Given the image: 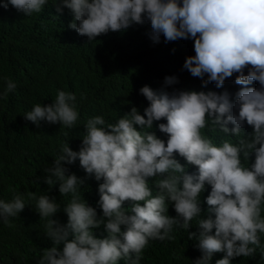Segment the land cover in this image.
<instances>
[{"label":"clouds","instance_id":"1","mask_svg":"<svg viewBox=\"0 0 264 264\" xmlns=\"http://www.w3.org/2000/svg\"><path fill=\"white\" fill-rule=\"evenodd\" d=\"M46 4L47 0H3L0 7L31 16ZM54 6L57 13L63 8L71 11L68 27L88 41L145 20L154 42L161 34L166 42L192 39L195 55H178L180 61L186 58L183 67L205 86L215 83L217 88L235 73L241 88L233 102L226 91L197 92L188 86L169 93L145 85L139 90L148 102L143 115L133 106L114 123L102 116L88 119L79 150L73 151L66 140L51 167L44 169L49 188L58 184L60 195H71L63 208L66 225L52 219L61 210L55 198L26 193L46 221V237L53 245L43 251L38 264H117L120 259L140 264L149 241L175 239L174 228L187 231L188 240L195 241L201 255L193 264H210L214 253H224L215 264L252 257L258 248L264 255V0H59ZM175 82L174 77L164 79L165 85ZM15 89L8 79L3 95ZM78 116L75 94L58 91L51 104L37 103L24 119L37 127L45 121L73 129ZM161 120L166 123L157 128L166 140L151 131L154 121ZM209 124L222 133L219 139L201 132ZM177 155L197 172L187 173ZM77 160L88 176L102 181L100 217L78 191L85 180L64 166ZM154 177H160L154 182L155 195L149 186ZM206 185L210 192L202 212ZM27 201L19 193L9 202L0 200V219L14 227L9 217H17ZM126 201L132 202L127 210ZM169 205L174 217L167 214ZM193 219L196 231L189 232ZM101 227L106 236L97 238L93 230Z\"/></svg>","mask_w":264,"mask_h":264},{"label":"trees","instance_id":"2","mask_svg":"<svg viewBox=\"0 0 264 264\" xmlns=\"http://www.w3.org/2000/svg\"><path fill=\"white\" fill-rule=\"evenodd\" d=\"M55 3L59 0H47L42 11L31 16H25L11 6L7 9L0 7V200L9 202L16 193L25 194L26 201L28 192L37 196L46 194L55 198L61 208L52 219L66 225L67 215L63 208L71 200V195H60L58 184L49 188L44 183L47 175L44 169L51 167L66 140L73 151L79 150L83 126L88 119L102 116L106 122L114 123L133 106L143 115L148 102L139 90L145 85L154 91L169 93L187 90L188 86L197 92L220 94L226 91L233 102L241 86L235 83V73L221 88L215 83L205 86L201 78L193 77L183 67L185 59L195 55L192 39L166 42L161 34L159 41L154 42L150 22L145 20L143 24H133L121 32L110 31L88 41L86 36L68 27L73 21L71 11L63 8L62 13H57ZM183 51L187 56L180 61L178 55ZM165 77H174L176 82L165 85ZM8 79L15 82L16 89L4 96ZM203 79L206 80L207 76ZM252 85L253 82L249 86ZM58 91L76 96L79 116L73 129L45 121L37 127L24 119L37 103L42 106L51 104ZM158 123L166 121H154L151 131L166 140V134L157 128ZM136 127L140 130L139 126ZM66 132L69 135L66 136ZM201 132L209 133L215 140L222 135L211 130L210 124ZM176 159L186 166L187 173L197 172L196 167L187 165L182 157L177 155ZM253 160L254 157L249 163ZM64 166L69 173L85 180V185L78 191L89 206L96 208L98 217L102 216L97 204L98 184L102 181L88 176L78 160ZM159 178L149 180L153 195L156 194L154 182ZM10 187L15 192L9 191ZM209 192L210 186L206 185L201 194L202 212L207 208L203 201ZM131 204L126 201L123 207L127 210ZM167 214L176 215L171 205ZM261 216L264 218V210ZM9 221L14 227H8L0 219V264H38L43 251L53 245L46 237V221L36 211L35 201H27L24 210L17 217H9ZM191 224L193 227L188 231H196V219ZM121 228L123 231L124 226ZM93 232L97 238L106 236L103 227ZM172 235L173 240L149 241L140 264H193L200 257L195 241L188 240L187 231L174 228ZM261 244L264 245V235ZM57 248L62 250L63 244ZM223 256L224 253H214L210 264H215ZM117 264L127 262L120 259ZM230 264H264V255L258 248L252 257H236Z\"/></svg>","mask_w":264,"mask_h":264}]
</instances>
